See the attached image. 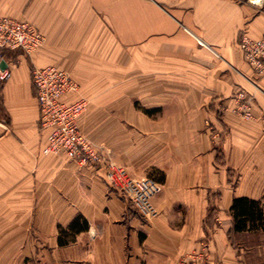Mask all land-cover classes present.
<instances>
[{
	"label": "crops",
	"instance_id": "crops-1",
	"mask_svg": "<svg viewBox=\"0 0 264 264\" xmlns=\"http://www.w3.org/2000/svg\"><path fill=\"white\" fill-rule=\"evenodd\" d=\"M5 18L46 42L3 58L0 264H264V232H235L231 213L237 198L264 211V77L240 50L264 38V4L0 0ZM50 66L79 86L66 102H89L79 125L116 187L100 165L43 154L32 70Z\"/></svg>",
	"mask_w": 264,
	"mask_h": 264
},
{
	"label": "built area",
	"instance_id": "built-area-1",
	"mask_svg": "<svg viewBox=\"0 0 264 264\" xmlns=\"http://www.w3.org/2000/svg\"><path fill=\"white\" fill-rule=\"evenodd\" d=\"M251 3L262 6L264 0H251ZM45 42V36L28 23L8 18L0 19V81L7 82L12 77L8 68L1 67L6 51H21L30 58ZM240 50L254 74L259 78L264 77V38L253 40L243 37ZM32 83L36 88L40 106V129L48 131V144L43 154L63 153L69 159L80 163L82 167L97 165L106 167L105 158L96 147L92 146L79 125L80 118L88 109V101L85 99L71 103L65 101V97L76 94L79 90L78 84L71 75L53 66L34 67ZM236 101L238 110L235 112L245 120L252 119V106L247 95L243 92L237 93ZM106 171L108 182L116 187L115 175L109 169Z\"/></svg>",
	"mask_w": 264,
	"mask_h": 264
},
{
	"label": "trees",
	"instance_id": "trees-1",
	"mask_svg": "<svg viewBox=\"0 0 264 264\" xmlns=\"http://www.w3.org/2000/svg\"><path fill=\"white\" fill-rule=\"evenodd\" d=\"M234 231L237 233L263 231L264 232V211L258 201L248 198H237L233 202L231 209ZM78 220H76L68 229L61 230V233L78 234L83 231Z\"/></svg>",
	"mask_w": 264,
	"mask_h": 264
},
{
	"label": "rangeland",
	"instance_id": "rangeland-1",
	"mask_svg": "<svg viewBox=\"0 0 264 264\" xmlns=\"http://www.w3.org/2000/svg\"><path fill=\"white\" fill-rule=\"evenodd\" d=\"M88 104H89V102H88ZM88 107H89V106H88ZM87 110H88V109H87ZM86 112H87V111H86ZM86 112H85V113H86ZM85 113H84V114H85ZM87 138H88V137H87ZM88 140L90 141V143L92 144V146L96 147V146L93 144V142H92L89 138H88ZM96 148H97V147H96ZM97 149H98V148H97ZM98 150H99V149H98ZM100 151H101V150H100ZM102 152H104V151H102ZM102 152H101V154L103 155V157L105 158V161H106V163H107V164H106V167H105V166H104V167H105L106 169H109V165H108V164H109L108 154H106V153H102ZM106 157H107V158H106ZM100 166H101V165H100ZM102 167H103V166H102Z\"/></svg>",
	"mask_w": 264,
	"mask_h": 264
},
{
	"label": "water",
	"instance_id": "water-1",
	"mask_svg": "<svg viewBox=\"0 0 264 264\" xmlns=\"http://www.w3.org/2000/svg\"><path fill=\"white\" fill-rule=\"evenodd\" d=\"M1 67H2V68H5V67H6V65H5V62H4V61L1 63Z\"/></svg>",
	"mask_w": 264,
	"mask_h": 264
}]
</instances>
